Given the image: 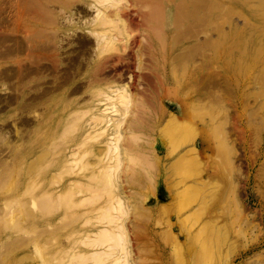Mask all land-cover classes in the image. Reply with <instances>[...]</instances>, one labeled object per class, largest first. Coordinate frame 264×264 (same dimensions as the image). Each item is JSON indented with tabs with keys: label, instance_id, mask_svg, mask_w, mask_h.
Here are the masks:
<instances>
[{
	"label": "rangeland",
	"instance_id": "obj_1",
	"mask_svg": "<svg viewBox=\"0 0 264 264\" xmlns=\"http://www.w3.org/2000/svg\"><path fill=\"white\" fill-rule=\"evenodd\" d=\"M104 3L120 11L126 35L118 19L117 41L48 97L50 116L0 103V264H112L116 232L131 264H264V0ZM91 6L63 7L62 21L93 22ZM24 13L21 38L40 27ZM76 48L68 36L60 56ZM53 81L46 73L26 87ZM81 84L87 90L74 93ZM116 86L131 98L105 100ZM108 104L114 119H96Z\"/></svg>",
	"mask_w": 264,
	"mask_h": 264
},
{
	"label": "bare ground",
	"instance_id": "obj_2",
	"mask_svg": "<svg viewBox=\"0 0 264 264\" xmlns=\"http://www.w3.org/2000/svg\"><path fill=\"white\" fill-rule=\"evenodd\" d=\"M92 1L93 2H91V1L88 2L86 0H0V67H1V69H0V82L4 83L3 87L8 84V87L12 90V91L10 90L11 91L10 95H7V96L1 95L0 96V103L1 104L3 103V105H5V107L3 108L4 110L5 109L7 110V108L10 109L16 105V107H15L16 109H19V111L24 115L27 112V115H28V112H30V111L33 112V110H35V109L39 110V108L41 107L42 109L44 108V112H43L44 113V119L43 120H45V118L50 116V109L48 110L47 106L45 104L47 102V100L49 99L48 97L52 93H54L56 90L63 88L66 85H69L73 80H75L81 74L86 73L91 68V66L93 67L92 63L97 62L98 58L100 56H102V54L104 53L103 45L109 43L108 41H110V43H115L118 39V38L115 39V37H119L121 35L120 31H121V27L123 28V26H124V29H123V31H121V33L126 35L125 33L127 31L125 28V21L122 19L121 13H120V15H121L120 19L122 20V22H121L122 25L123 24L124 25L123 26L121 25V27H120L118 24L120 22L119 21L120 19L118 16L120 11H118V13L114 14V13L110 12L108 9L104 8V5H103V4H105L104 2L111 1V0H92ZM79 2H85L90 7H92L91 5H94L93 7H95V8L98 7V8H96L98 10L97 11L98 15L95 14L94 16H96V17L93 16L95 18V19L93 18L94 19L93 22H91V20H89L86 23L81 24V23L75 21V18H73L74 19L73 20L72 16H71V18L68 17V20H66L67 22L62 21V16L65 14V13L63 14L61 12L63 7H68V8H72L74 6L76 7L79 5ZM198 2H199V0H198ZM108 8H109V6H108ZM77 10H79V9H77ZM24 11H26L28 13H32V16L30 18H28V20L29 21L35 20V22H37L38 24L40 23V27L38 29V26H36L35 25L36 23L33 21L35 24L34 23H31V24H33L35 26L32 28L30 26L29 29H27L28 30L27 32L24 31L25 33H28L29 31H30V33L31 32L32 33L30 35H27V36L21 38V37L17 36V33L23 31L22 30L23 23H26V22L20 21L22 14H25ZM82 12H86V14H88L87 12H89V11L86 8H83L81 13ZM78 13H80V12H78ZM65 15H67V13ZM70 15H71V13H70ZM23 20H25V19H23ZM19 21L22 22L21 25H20ZM28 24H29V22H28ZM65 27H68V28L64 29ZM84 27H85V29L87 28L88 31H86L85 29L84 30H85V32H88L89 35H80L78 33V30H79L78 28L83 29ZM24 28H25V26H24ZM26 28H28V27H26ZM124 30L126 32H124ZM127 30H128V28H127ZM114 31L115 32L118 31L119 36H117V34H113L112 32H114ZM89 32L92 33V36H94L96 38L91 37V34ZM110 32H111L112 36H111V34H109ZM25 33H24V35H25ZM73 33H75V34H73ZM108 35H110L111 37ZM68 36H71L73 38V40L76 42L77 48L74 50V52H72L71 56L69 55L68 59H66V58H62L60 56L62 54L60 50L62 48L63 43L65 42V38H68ZM108 38H110V39H108ZM112 39H115V41H111ZM71 45H72V41H71ZM70 48H72V46ZM90 56H93V57L91 58ZM89 57L91 59H89V62H88ZM46 60L47 61L50 60L51 64H45L44 61H46ZM10 61L17 64V66L16 67H9V65L6 64V62L9 63ZM109 61L110 60H106V62H109ZM119 61H122V60H119ZM102 62H104V61H101L100 64H98V63L97 64L99 66H102L103 68H105L104 66L108 67V65L105 64L106 62L105 63H102ZM63 63H64V66H62ZM109 63H111V62H109ZM4 64H6L8 67H3ZM97 64L95 65L96 68L94 67V70H92L91 72H95V71L101 72L102 71L101 67H100L101 69L96 70L98 68ZM101 64H105V65H101ZM105 72H107V71H105ZM46 73H48V74L53 73L54 74V81L51 82V84L53 83L52 86H49L48 88L45 87L46 89H41V88H43V86H42L40 88L41 90L39 89L40 91L36 90V88H35V90H31V88H29L30 89L29 90L26 87V84L29 81L37 80L38 78H42L45 76ZM95 73H97V72H95ZM103 73L104 72H102V74ZM97 74H99V73H97ZM107 74H109V73L107 72ZM90 75H92V77H91L92 79L91 78H89V79L93 80V77H95L94 74H90ZM103 75L106 76V73H104ZM103 75H102V77H105ZM102 77L100 78V80L103 79ZM109 78H111V77H109ZM112 78H114V76ZM118 78H119V76L117 77V79ZM104 79L108 80V77L106 76V78H104ZM91 80H90V83L95 82V81H91ZM98 80L99 79H97L96 81H98ZM111 81H112L111 85L113 84V86H114L115 84H114L113 80H111ZM32 82H35V81H32ZM107 82L110 83L109 81H107ZM120 82H121V80H120ZM41 83H43V82H41ZM46 83H48V82H46ZM86 83L88 84L89 82H86ZM29 84H30V82H29ZM91 84H94V83H91ZM103 84H105V83H103ZM84 85L85 84H83V87H82V84H81V86L75 87L73 90L74 93L80 91V89H82V88H83L81 90L82 92L86 91L88 87H86ZM111 85L109 84L108 89H113V88H110ZM124 85H126V84H124ZM35 86H36V84H35ZM38 86H40V85H38ZM126 86H118V88L116 86V90H111L112 91L111 94H114V95H112L111 97H106L107 99H105L104 96H103L104 98L100 97V99H99L100 101L97 100L99 102H96V100H95L96 105L101 102V99H105V100L111 99V101H116V100H112V99L118 98L120 103L125 101L126 99H128L127 97L131 96L130 94H127L128 91L125 90ZM85 87H86V89H84ZM101 91H103V92H102V94L100 93V95H104V94L108 95L107 91H104V90H101ZM113 91L114 92L116 91V92L114 93ZM100 95H98V96H100ZM94 97H96V99L99 98L97 96H94ZM105 100H103V102H101V103H107V102H105ZM101 103H100V105H101ZM112 103H114V102H112ZM112 103H110V104L112 105ZM114 104H116V103H114ZM41 105H43V106H41ZM96 105H95V107H96ZM98 107H99V105H98ZM108 107H110V105L107 106V108L106 107H102V108H106V110H108V109H110ZM102 108H100V109H102ZM0 109H2V108H0ZM9 109H8V111H9ZM103 110H105V109H103ZM100 111H99V113L103 112L104 114H96V119L100 115L105 116V114L109 117L108 118L106 116L109 119V121H112L114 119V118H111L109 114H107V112H109V110L106 112H104V111L100 112ZM117 111H118V109H117ZM1 112L3 113L2 110H1ZM20 112H17V113L19 114ZM6 113H7V111H6ZM12 114L14 115L15 113H12ZM12 114H9V115H12ZM22 114L20 116H22ZM3 115H5V114H3ZM40 116H42V115H40ZM6 117H8V116H6ZM2 119H4V118H2ZM35 119L38 120L37 118H35ZM39 119H42V118H39ZM28 120L29 119H27V118H21V124H23L24 127H25V125L29 126L30 121H28ZM32 121H34V120H32ZM38 121H36V122L34 121V122L40 123ZM34 122H33V124H34ZM2 123H4V120ZM31 124H32V122H31ZM1 125H3V124H1ZM1 125H0V142L2 143L3 141L6 140V138H7L6 133L8 131L6 133H4L3 129H7V128L3 127V126L1 127ZM73 125L71 127L70 126L68 127V128H72V129H69V130L65 129V130L70 132L75 127V124H73ZM97 125H101V124L97 123ZM33 127L31 125V127H28V128H31L30 130H32ZM28 128H27V130H28ZM91 128H93V127H91ZM89 130H87L86 136H88L87 133ZM67 131H65V132H67ZM65 134H68V132ZM76 146H78V145H76ZM75 148L77 149L78 147H75ZM71 153L72 154H70V155H73V153L77 154V152H73V151ZM73 156H75V155H73ZM46 197H48V195H46ZM48 198H45L46 201L49 200ZM50 202H53V204H54V202H56V201L52 200ZM46 203L49 204L48 206H50L49 201ZM54 206H53V208L50 206L51 209H54L55 208ZM51 209H49V210H51ZM38 220L39 219H37V221ZM32 225L33 224H31L30 227L33 228V226H34V229H36V230L39 229V228H35L36 224L33 226ZM110 228H114V227H110ZM107 229H108V231L109 230L111 231V229H109V228H107ZM104 231H106V232H100V233H104L103 236H105L107 234V230H104ZM98 236H99V233H98ZM103 236H101V237H103ZM114 236H116V237H114ZM113 237H114V239H113ZM113 237H112L111 243L113 241H116V242H113L110 245L111 247H109V248L111 249V251H108L105 248V250L108 251L109 255H107L106 251L104 252L103 249L101 250V252L99 250H96V251H99L100 253L104 252L103 255H107L109 257L113 256L114 261L112 262V264H131V262L128 259L130 256V253L128 252L129 251L128 247L125 246V245H127V244H125V242H126L125 237H123V234L121 235V233H117V232H116V234L113 235ZM109 248H107V249H109ZM125 249H127L128 251H124ZM99 252H97V253L99 254ZM94 256H97V255L95 254ZM94 256H91L90 258H92ZM99 257H101V256H99ZM86 258L87 257L83 256L82 261L85 262ZM94 259L97 260L99 258H94ZM76 263H79V261Z\"/></svg>",
	"mask_w": 264,
	"mask_h": 264
}]
</instances>
